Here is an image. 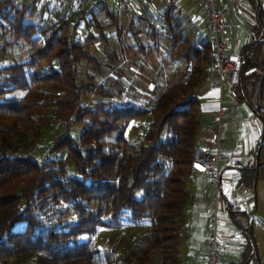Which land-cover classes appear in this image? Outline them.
Instances as JSON below:
<instances>
[{
  "label": "trees",
  "instance_id": "1",
  "mask_svg": "<svg viewBox=\"0 0 264 264\" xmlns=\"http://www.w3.org/2000/svg\"><path fill=\"white\" fill-rule=\"evenodd\" d=\"M108 9L105 1L80 17L46 1L0 0V264H183L202 99L216 79L212 43L169 29L167 78L161 69L124 83L116 72L121 31L111 47L96 15ZM129 37L145 51L138 32ZM261 38L245 47L248 58ZM21 46L24 58L11 55ZM141 123L133 143L130 131ZM74 126H82L78 136ZM56 127L63 132L40 155L41 129ZM257 178L243 171L250 187Z\"/></svg>",
  "mask_w": 264,
  "mask_h": 264
},
{
  "label": "crops",
  "instance_id": "2",
  "mask_svg": "<svg viewBox=\"0 0 264 264\" xmlns=\"http://www.w3.org/2000/svg\"><path fill=\"white\" fill-rule=\"evenodd\" d=\"M129 1L132 0H110L107 2V6L111 13L105 12L106 9L96 13L97 18L98 14L104 16L103 22L107 26L105 29L113 37V42L110 43L111 47L116 46L117 34L121 31L119 34H121L125 52L118 66V69L122 71L118 77L124 83H132L139 79L155 76L163 68H157L156 73L152 76H148L147 73H143L147 76L142 74L144 69L152 68L147 66L149 54L152 51L157 53L163 51L161 43L166 37L163 32L172 29L185 37H194L199 35L206 22L203 0H155L152 4H148L147 0H133L136 1L137 11ZM225 4L227 5L225 16L233 24L226 37L229 49L231 52L241 55L244 64H246L240 84L236 87L229 86L228 89L235 90L237 97L239 95V106L251 116L250 126L241 129V133L239 135L237 133L234 138L229 137V131H226L225 136H222L223 152L230 161L234 162L235 167L223 165L225 172L221 199L216 200L208 173L192 168L193 173L188 181L191 199L187 204L181 229L183 264H205L210 226L216 209L221 220L220 235L227 243V247L222 253L223 264H264V186L262 188L263 178L260 171L261 164L258 160L260 150L264 145V122L262 118H259L264 111V102L260 99L257 105H254L249 100V96L255 94L257 87L263 95L264 71L258 75L260 80L255 86L250 84L247 71L249 60L260 63L264 70V45L255 59L248 58V51L244 53L248 44L258 37L260 39L257 40H262L261 37L264 36V28L259 25L261 14L264 19V0H225ZM125 9L132 13L131 18L136 20V23L127 25L125 24L128 23L126 18L119 19L121 11ZM165 16H167L166 19ZM147 29H150L151 32L154 31L155 38L151 39L147 35ZM132 30L138 32L141 42L146 47L145 51L138 49L129 37ZM126 40L129 42L127 43ZM231 42L235 44L234 47ZM165 55L168 68L163 79L167 78V71H171L174 67L169 61L167 53ZM124 70L126 74L123 72ZM217 93V89L211 87L202 99L203 124L197 146L203 147L209 153L216 152V146L212 140L213 129L210 128V124L220 105L216 100ZM261 140L262 143L259 145ZM257 147H259L258 153ZM246 170H257L258 178L255 187H250L243 180V171ZM240 234L247 237L246 242L239 240Z\"/></svg>",
  "mask_w": 264,
  "mask_h": 264
},
{
  "label": "built area",
  "instance_id": "3",
  "mask_svg": "<svg viewBox=\"0 0 264 264\" xmlns=\"http://www.w3.org/2000/svg\"><path fill=\"white\" fill-rule=\"evenodd\" d=\"M45 1L60 7L72 8L82 17L83 12L93 6L101 5L106 0ZM147 1L148 4H152L155 0ZM202 4L206 13V22L199 34L200 36H207L211 40L212 67L216 76L213 88L219 90L221 94L219 108L210 124V128L213 129L212 140L216 146V152L209 153L203 147L197 146L194 153L193 167L208 173L210 185L214 189L216 200L218 201L223 193L222 181L225 172L223 165L235 167L234 162L228 159L221 147L222 117L229 111L228 107L222 103V91L225 85L236 87L240 84L244 60L241 55L230 51L226 40L233 24L225 16L227 9L225 0H203ZM218 218L216 209L212 216L205 264H223L222 253L226 249L227 243L220 235ZM239 240L246 242L247 237L240 234Z\"/></svg>",
  "mask_w": 264,
  "mask_h": 264
},
{
  "label": "rangeland",
  "instance_id": "4",
  "mask_svg": "<svg viewBox=\"0 0 264 264\" xmlns=\"http://www.w3.org/2000/svg\"><path fill=\"white\" fill-rule=\"evenodd\" d=\"M26 2L29 1V0H25ZM40 3L44 2L45 0H39ZM110 0H106V2H108ZM112 1V0H111ZM133 7L135 8V10L137 11V4L132 0V1H129ZM56 8V7H55ZM59 10H61L60 8H57ZM101 15V14H100ZM132 16V13H130V11L128 12L127 9L121 11V14H120V18L119 19H122V18H126L127 22L128 23H125V24H134L136 23V20H134L133 18H131ZM104 17V16H103ZM103 17L102 15L99 16L98 14V18L101 19V21H103ZM134 17V16H133ZM126 25V26H127ZM96 30V29H95ZM131 38V37H130ZM131 40V39H129ZM127 41V40H126ZM95 44L98 46V48L100 50H102V52H106L107 51V47L104 46L101 48V42L99 41V38L96 39L95 41ZM129 41H127L128 43ZM166 42V44H165ZM168 43V40L166 41L164 39V42L161 43V47L163 48L161 52H154L152 51L150 54H149V60H148V67H152L150 68L149 70L147 69H144V72L143 73H147L148 76H151V75H154L157 71V68H162L164 74L166 72V69L168 68L167 67V59H166V53L167 55L171 53V49L169 47V45L167 44ZM232 43V42H231ZM236 43V42H235ZM116 46L118 45L117 41L115 42ZM104 45V44H103ZM102 45V46H103ZM232 47L235 46V44H231ZM11 55H14L16 58H24L26 55H27V49L25 46H21V47H17L15 48ZM131 58V57H130ZM131 62V60H130ZM140 67V65H139ZM117 68V67H116ZM247 71L249 73V77H250V84L255 86V84L258 85L259 83V80H260V76H258L260 73H262L264 70L261 68L260 66V63L256 62L254 63L253 61L249 60L248 61V65H247ZM116 72H120L122 73V71H120V69L117 68V71ZM140 72V70H139ZM126 74V73H125ZM147 74H143L144 76H147ZM115 75V74H114ZM108 82L112 83V85L115 83V80L114 79H111L110 77L108 78ZM163 86L164 85V80H160L159 81V86ZM249 84V85H250ZM160 86V87H161ZM229 86L228 85H225L224 88H223V91H222V103L223 105L227 106L228 107V112L222 117V136H225L226 134V131H229L228 134H229V137L231 136V138L235 137L238 133V135L241 133L240 130L241 129H244L246 127L249 128V124H250V119H251V116H249L243 108H241L239 106V101L238 99L240 98L239 95L238 97L236 96V91H230L231 89H228ZM211 89V88H210ZM208 90H209V87H208ZM217 102L219 103L220 102V94L221 92L219 90H217ZM93 97H91L90 99H92ZM260 99L264 102V93L262 95L259 87H257L256 89V92L255 94L252 96L250 95L249 96V100L252 104L254 105H257V103L260 101ZM240 100V99H239ZM254 113V112H253ZM259 118L263 119V122H264V111H262V115L259 116ZM264 124V123H263ZM139 129H132L130 131V134H129V140L131 142H135L137 143L139 140H141V138L143 137L142 136V127H143V124H139ZM239 128V129H238ZM82 130V126H74L72 128V134L74 136H78L80 131ZM238 130V131H237ZM42 131V139H41V142H40V146H39V154L42 155L44 154L46 151L49 150V148L53 145V141H54V133L57 132V133H60V132H63V129L61 127H56L53 131L51 129H48V128H42L41 129ZM112 140L111 139H108L106 141V146H108L109 143H111ZM261 145V144H259ZM258 145V146H259ZM33 149H36V147H33V146H29V151H34ZM258 150H259V147H257V153H258ZM259 162L261 164V167H260V171H261V175H262V178H263V181H262V188L264 186V145L262 146L261 150H260V153H259ZM221 224V220H220V217L218 218V226H219V231H220V225ZM21 226H18V228H20ZM139 231H135V230H131L130 231V234H137ZM111 232H107L105 231L104 232V235L106 236H110ZM114 235V233H112ZM263 252H264V248H263ZM10 264H13V263H10Z\"/></svg>",
  "mask_w": 264,
  "mask_h": 264
},
{
  "label": "water",
  "instance_id": "5",
  "mask_svg": "<svg viewBox=\"0 0 264 264\" xmlns=\"http://www.w3.org/2000/svg\"><path fill=\"white\" fill-rule=\"evenodd\" d=\"M262 143V140L260 141V144Z\"/></svg>",
  "mask_w": 264,
  "mask_h": 264
}]
</instances>
